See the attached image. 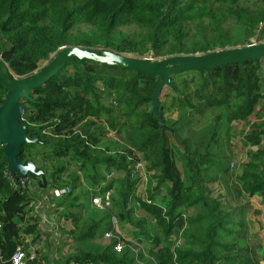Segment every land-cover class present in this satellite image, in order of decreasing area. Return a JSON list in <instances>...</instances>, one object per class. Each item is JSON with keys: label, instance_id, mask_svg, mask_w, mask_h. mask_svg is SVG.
Listing matches in <instances>:
<instances>
[{"label": "trees", "instance_id": "1", "mask_svg": "<svg viewBox=\"0 0 264 264\" xmlns=\"http://www.w3.org/2000/svg\"><path fill=\"white\" fill-rule=\"evenodd\" d=\"M254 38L264 42V0H0V56L18 77L65 46L161 59L245 47ZM158 82L75 62L34 90L33 102L22 100L28 136L44 144L22 145L20 159L39 162L47 189L70 187L50 201L61 221L54 264H263L264 249L247 243L243 216L212 200L209 188L219 183L226 198L264 206V59L172 76L159 99L170 131L152 113ZM6 93L0 84V105ZM235 123L243 126L246 158L239 173L229 145ZM139 156L151 174L150 204L135 194ZM6 169L0 143V264H10L19 246L29 256L54 234L38 228L37 193L13 190ZM112 172L118 177L109 180ZM116 184L112 209L90 214L92 193ZM112 215L135 231L121 252L117 238L105 239ZM43 253L30 264H42Z\"/></svg>", "mask_w": 264, "mask_h": 264}, {"label": "water", "instance_id": "2", "mask_svg": "<svg viewBox=\"0 0 264 264\" xmlns=\"http://www.w3.org/2000/svg\"><path fill=\"white\" fill-rule=\"evenodd\" d=\"M264 59V42L250 41L245 47L217 49L204 54H182L161 59L121 54L112 50L87 49L65 46L51 55L37 71L25 76H16L0 57V84L7 90L0 105V143L4 145L7 170L13 176L28 177L41 190H45L48 179L44 171L32 160L20 159L22 145H40L44 142L28 136V126L23 119L22 100L33 102L31 93L57 75L68 63L103 64L127 68L159 82L151 96L152 113L161 122L163 131H170L159 113V99L164 89L171 85V77L187 72H208L225 68L230 64L246 65L249 60Z\"/></svg>", "mask_w": 264, "mask_h": 264}, {"label": "rangeland", "instance_id": "3", "mask_svg": "<svg viewBox=\"0 0 264 264\" xmlns=\"http://www.w3.org/2000/svg\"><path fill=\"white\" fill-rule=\"evenodd\" d=\"M251 41H254L256 43H259L255 38L252 39ZM144 57H151L153 59H159V58H154L152 55L150 56H144ZM243 130V126L240 123H235L234 124V130L231 131L230 134V147L233 151V157H232V162H231V169L232 170H236L238 173L241 172L240 169V164L242 161H244L245 158V148L243 147L242 144V136L240 134V132ZM111 136H114V134L112 133ZM256 149V148H255ZM138 158H140L139 162H142L144 164H147L146 162L143 161L142 156H139ZM64 161H57V163H61ZM35 164H39V162L35 163ZM232 164H234V167H232ZM39 166V165H38ZM76 165L71 164L69 165V172H72L73 170L76 169ZM139 173H137L138 175ZM79 175L82 176V174L79 172ZM146 177H148L149 173L144 174H139L138 178H139V182L138 185L136 187L135 190V194L136 195H140L141 197L144 196V198H146V196H148V184L146 182ZM118 177V176H114L113 178ZM64 178H68V176L64 177ZM34 187V188H31ZM32 190H34L35 188H37V186L32 182V185L29 187ZM115 191L116 188H118V184L115 185ZM212 193L210 195L212 200H216L219 202H222L223 205L228 206L230 205L231 208H233V216L235 218H237L239 215H242L243 218L245 219V221L247 222V227H248V236H247V243L252 247V248H263L264 249V206L260 203V200L258 198H252L250 201L244 200L243 198H240V202H235L233 201V197H225V192L223 190V187L220 186L219 183H215V184H210V188H209ZM49 190V188L47 189ZM46 191V190H45ZM48 192V191H47ZM163 196H165L166 192L163 189L162 191ZM54 208V207H53ZM234 208H238V210H234ZM45 210H51L52 207H45ZM90 214L93 212H98V211H94V209L92 208L91 204L89 203V211ZM50 216L47 217L46 219L49 221L48 223H44L42 220L40 221L41 226H39L41 230V232H45L48 233V231H51V228H54L57 224V228L53 229L52 232H54V234L51 236L54 238L53 242H51V237L48 235L46 240H41L38 245L37 248H35V252L37 253V250L40 249H44L45 250V254H41V257L44 259L42 264H54L53 259L57 258L58 256L56 255V250L55 248L53 249L54 246L57 245V237L56 236V232L59 230L60 228V224L61 221L59 220L58 217V213L57 212H51L49 211ZM196 212L194 210L189 211V215H195ZM134 220H136V217L133 216ZM118 220V219H117ZM119 222V221H118ZM43 223L46 226L51 227L50 230H48L47 228H44ZM38 227V228H39ZM119 231L121 233H125V237L126 240L131 241L129 239H133L134 238V230L132 228V225L129 224H123L121 222H119ZM50 234V233H49ZM179 234L176 235L175 238H172V240H175L176 242L179 241ZM107 239V238H105ZM136 245H138V243H135ZM60 245V244H59ZM87 247L90 246L91 248H94L95 246L92 244H88L86 245ZM67 249H63V251H66ZM64 254V253H63ZM39 255V254H37ZM40 257V255H39ZM50 259V260H49ZM264 264V263H263Z\"/></svg>", "mask_w": 264, "mask_h": 264}, {"label": "built area", "instance_id": "4", "mask_svg": "<svg viewBox=\"0 0 264 264\" xmlns=\"http://www.w3.org/2000/svg\"><path fill=\"white\" fill-rule=\"evenodd\" d=\"M1 57V56H0ZM232 167H234V164H232ZM135 173L139 174H145L146 173V164L142 162H138L135 166ZM118 174L115 172H112L109 176L108 179L113 178L114 176H117ZM3 176L6 178L8 181L10 187L23 194L27 188H29L32 185L31 180L26 177V178H21L18 176H13L12 174L9 173V171L6 169L3 172ZM145 178L146 175H145ZM49 186V185H48ZM34 188V187H31ZM47 189V188H46ZM45 189V190H46ZM45 190L37 188L34 189V192L37 193V198L36 201L32 202L31 206L34 208V215L38 220V227L41 226L40 221L42 220L44 223H48L49 221L46 219L47 217L50 216L49 211L54 212L53 204L50 202L51 200H56L58 198H61L63 195L70 193V187L66 188H52L49 189V194L45 192ZM47 191V190H46ZM97 193H92L91 196V205L92 207L98 211H106V210H111L112 209V203H113V197L115 196V189H107V190H101V188L96 189ZM51 198V199H49ZM143 202L151 203L148 198H144L142 200ZM52 207L51 210H45V207ZM137 206H140V203L137 202ZM111 221L113 224V230L108 231L105 233V238L111 239V238H117L118 243L116 245L115 250L117 252H121L123 247H124V240H126V235L125 233H121L119 231V222L115 216H111ZM43 223L44 228H49L50 230L51 227L46 226ZM58 225V224H57ZM57 225L54 227L56 229ZM51 228V231L54 229ZM39 229H42L39 227ZM115 232V233H114ZM37 253L35 252V249L31 251L29 256H26V254L23 251V248L21 246L17 247L14 253L11 256L10 259V264H30L32 261H35L37 259Z\"/></svg>", "mask_w": 264, "mask_h": 264}, {"label": "clouds", "instance_id": "5", "mask_svg": "<svg viewBox=\"0 0 264 264\" xmlns=\"http://www.w3.org/2000/svg\"><path fill=\"white\" fill-rule=\"evenodd\" d=\"M117 174H119V173H117ZM112 179V178H111ZM111 179H109V180H111ZM49 185V183L47 184V186ZM90 204H91V201H90ZM92 206V205H91ZM93 208V207H92ZM94 209V208H93ZM95 210V209H94Z\"/></svg>", "mask_w": 264, "mask_h": 264}, {"label": "bare ground", "instance_id": "6", "mask_svg": "<svg viewBox=\"0 0 264 264\" xmlns=\"http://www.w3.org/2000/svg\"><path fill=\"white\" fill-rule=\"evenodd\" d=\"M135 165V164H134ZM148 165V164H147ZM134 170V169H133ZM135 173V172H134ZM134 175V174H133ZM137 176H139V174L137 175ZM137 178V177H136Z\"/></svg>", "mask_w": 264, "mask_h": 264}]
</instances>
